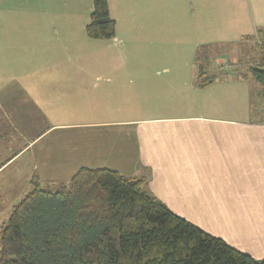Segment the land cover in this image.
I'll list each match as a JSON object with an SVG mask.
<instances>
[{"label": "crops", "instance_id": "0c3cea01", "mask_svg": "<svg viewBox=\"0 0 264 264\" xmlns=\"http://www.w3.org/2000/svg\"><path fill=\"white\" fill-rule=\"evenodd\" d=\"M17 2L5 18L0 15V119L14 132L6 139L9 144L0 147L5 150L0 168L26 154L27 171L44 184L66 183L83 166L142 177L145 189L169 209L263 258L264 120L224 115L230 108L227 96L235 102L248 93L250 104L249 94L256 90L251 82L256 81L224 64L219 67L222 51L215 59L206 56L202 77L195 49L244 39L264 42V0H107L115 20V35L107 40L86 35L92 0ZM136 14L146 16L145 21H132ZM119 18L128 23L125 28ZM145 22L155 36L169 33L168 41L154 37L156 42L192 55L185 51L170 60L173 67L140 61L150 72L142 70L131 79L122 72L127 58L118 31L129 36ZM86 63L106 66V71L96 72ZM66 64L69 71L62 72ZM205 77L211 81L199 86ZM132 95L138 96L134 110L106 113L112 112L116 96ZM260 95L259 88L255 98ZM143 103L160 114L146 115ZM113 128L121 135L106 136ZM98 129L106 130L102 140ZM101 152H107L105 162L114 167L97 165L103 162Z\"/></svg>", "mask_w": 264, "mask_h": 264}, {"label": "trees", "instance_id": "16d2710c", "mask_svg": "<svg viewBox=\"0 0 264 264\" xmlns=\"http://www.w3.org/2000/svg\"><path fill=\"white\" fill-rule=\"evenodd\" d=\"M85 32L115 35L107 0H92ZM258 50L248 71L264 84V42ZM29 182L1 228L0 264H264L169 209L142 177L83 166L54 189Z\"/></svg>", "mask_w": 264, "mask_h": 264}, {"label": "rangeland", "instance_id": "374dc122", "mask_svg": "<svg viewBox=\"0 0 264 264\" xmlns=\"http://www.w3.org/2000/svg\"><path fill=\"white\" fill-rule=\"evenodd\" d=\"M19 2H17V0H1V5L3 7L0 8V10H6V12L2 11V13L0 14L2 16V19L5 18L6 15H8L13 9H14V4H18ZM21 3V1H20ZM29 4H31V2H29ZM151 14H148V20L151 24V26L153 27L154 23L153 20L150 19ZM10 18V17H7ZM146 16L144 15H137L133 18L131 17L130 19H133L132 21H140L141 19H143V22L145 21ZM120 20V24L119 26H121L122 28H125V26L128 25V23H126L122 18H119ZM159 20H161V18H159ZM172 21H174V26L177 24L174 18H171ZM169 21V20H167ZM134 22V23H135ZM133 23V24H134ZM158 24V23H157ZM178 28V26H176ZM142 28V29H141ZM140 29H137L136 31H132L130 32L129 36H125L121 30L118 31V37L121 39L119 42L122 44V46L124 47L123 49V53L124 56L127 58V63L124 66V70L122 71L125 75L126 73L130 75L131 79L136 78L140 75V72L143 71H147L150 67L145 66L144 64L139 65L140 61H148L149 60H156V64H159L156 67L159 68H163L165 65H169L170 67H173L170 64V60L172 59H180V57L185 56V51L187 52V54H191V51H188V49L186 50H181V49H176L172 46H170L169 44H165L162 45V43L156 42L155 38L157 40L160 41H165L167 40V37L169 35V33L167 32H159L156 33L155 36V32L153 30H151V28L149 26H147V22H145V24L141 25ZM261 39V38H260ZM144 40V41H143ZM168 41V40H167ZM261 41V40H260ZM145 42V43H144ZM118 43V42H116ZM261 42H255L253 40H247L244 39L237 41V43H233V44H218L212 47H200L195 49V53L196 56H199V58L202 61H199V63L202 65L201 71L202 73V77L206 76V69H207V65L205 64V58L208 54H211L213 59L217 58L219 52H224L222 53V55L218 56V58L220 59V63H217L218 66L220 67L223 66V64L225 66H223L226 69L232 70V69H236L242 72H245L246 74H249L248 71V67L255 64L258 60L259 57V50H258V46ZM93 49V48H91ZM217 54V55H216ZM173 61V60H172ZM171 61V62H172ZM238 61V62H237ZM154 63V61H153ZM87 67H92V69L96 72H105L106 71V66L103 65H99L96 68H94V66H91L89 63H86ZM155 66V64H153ZM104 67V69H103ZM61 68H63V70H61L62 72H68V67L67 64L65 66H62ZM103 69V70H102ZM36 70V69H35ZM121 72V70H118ZM149 71V70H148ZM150 72V71H149ZM164 77V76H163ZM256 81V80H255ZM252 85L256 86V90H255V94H249L250 96V104L247 103V94L245 95V99H241L238 98L235 100V102L233 100H231V98L229 99L227 96L226 99V106L230 107L227 108L224 112L225 116H234L235 118L238 117L239 119H255V120H264V84L259 83V82H255L256 84H254L253 82H251ZM139 81L137 79H135L133 81V85L134 86H138ZM167 85H169L170 87H173V84L171 83H167ZM132 86V83H131ZM132 88V87H131ZM258 88V90H257ZM259 88L261 90V95L257 98H255V96H257ZM248 92V91H246ZM173 93H171L172 96ZM138 96L136 95H132L131 97L128 96H121V97H115L114 98V105H113V110H109L112 112H106L109 114H112L113 112H115L116 110H121V109H127L128 107L131 110H134V108H132L133 105H136L137 103V98ZM159 98V97H157ZM149 98H146L144 100H148ZM156 99H153L152 101H155ZM142 102V101H141ZM151 103V102H150ZM149 103V104H150ZM232 103H234V107L232 105ZM143 107L145 108V110L148 109L149 104L147 103H143ZM232 105V106H230ZM236 106V107H235ZM111 107V106H110ZM234 108V110H233ZM236 108V109H235ZM239 108V109H238ZM247 108H250L249 112L247 111ZM103 109H106L103 108ZM108 109H112V108H108ZM154 111L158 110L157 108L153 109ZM105 111V110H101ZM150 110H147L146 115L149 114H160L159 112H149ZM117 115H119V113H115ZM139 115V113H138ZM102 131H106V130H101L98 129V138L99 140H102L103 138H105L106 136H112V135H121V130L117 129V128H113L112 130L108 131L106 133V136L103 137L101 135ZM14 133V132H13ZM12 130L9 129V126H7V122L3 121V119H0V147L3 146H7L9 143L6 142V139L9 138L10 136L13 135ZM54 136V135H53ZM109 139V138H108ZM116 139V138H115ZM105 142V139L103 140ZM37 148H41V143H39V145H36ZM101 147V146H99ZM105 148L109 147L104 145ZM103 148V147H102ZM5 150L4 149H0V160H2V158H4L3 152ZM25 156L28 157V155L25 154ZM24 156V158L20 159L19 161H14L13 163H11L10 165H8L5 169L0 168L1 172H0V231L2 226L5 224V222L7 221L11 211H12V207L13 205L25 194L27 193L30 189H31V184L30 182H27L24 177L27 175L31 176L34 174L33 172H28V164L30 163L29 160L25 159L26 157ZM103 156V157H102ZM109 156L107 154V152L105 153H100L99 154V159L103 160L100 162H97L98 166H106L109 165V167H114V165L112 164V162H105V159H107ZM22 166V167H21ZM18 168H19V172H18ZM114 169V168H111ZM122 171V170H121ZM29 178V179H30ZM42 181L44 180H39L41 186L48 188V189H54L56 188L58 185L57 184H50V183H46L44 184ZM26 182V184H25ZM151 193V192H150ZM173 211V210H172Z\"/></svg>", "mask_w": 264, "mask_h": 264}]
</instances>
